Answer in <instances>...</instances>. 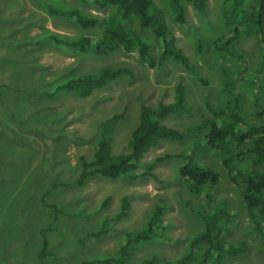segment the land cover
I'll return each instance as SVG.
<instances>
[{
  "label": "rangeland",
  "instance_id": "374dc122",
  "mask_svg": "<svg viewBox=\"0 0 264 264\" xmlns=\"http://www.w3.org/2000/svg\"><path fill=\"white\" fill-rule=\"evenodd\" d=\"M152 2L161 10L167 29L176 37L177 47L194 72L172 60L149 69L139 62L136 51L117 50L100 56L72 55L60 50L45 38L47 33L94 39L99 29L82 30L73 20L52 18L48 5L77 9L101 19L108 14L93 11L80 0H0V163L17 166L0 165V172L11 183L21 181L22 192L35 194H26L21 200L15 196L14 202L4 204L5 189L0 187V264H86L109 259L116 255L117 244L125 233L141 231L145 233L139 234L137 244H130L126 262L144 264L153 258L160 262L167 254L171 256L169 260H175L204 231L202 215H213L219 209L239 213L227 225L226 242L233 246L244 243L243 251L226 257L221 264H264L263 237L254 231L240 192L221 168L220 154L205 148V140L192 149L193 136L189 135L181 142L162 140L149 149L142 160L144 164L160 156H171L156 163L155 179L144 176L132 182L128 178L111 181L90 177L83 186L75 187L82 172L79 157L87 161L92 158L100 123L123 113L114 126L111 143L112 155L123 154L131 142V132L139 125L141 105L157 108L171 103L178 85L185 90L190 112L170 115L161 121L176 131L203 125L207 133L213 121L207 105L219 112L226 104L233 108L237 102L244 115H251L264 105L263 52L256 36L239 29L241 33L228 54L229 59L233 58L230 64H225L227 55L218 58L214 47L221 37L235 36L236 23L226 25L223 16L228 2L209 0L205 15L184 2L183 24L175 21L169 0ZM130 28L151 46L152 56L159 55L161 42L149 28H142L137 21ZM242 55L249 69L239 76L243 70ZM215 66L223 69L226 76H220ZM117 67L130 69L133 76H122L86 99L71 93L52 99L44 97V92H52L71 76ZM198 79H204L206 85ZM11 113L13 119L9 118ZM224 121L226 125L231 123L229 117L216 119L220 128ZM10 133L14 135L9 136ZM58 140L64 149L60 154L56 153ZM189 155L200 167L219 175V183L209 189L208 198L205 191L199 195L191 193L178 177V169ZM252 162L249 155L233 164L240 170H264V165L254 166ZM24 167H28L27 172ZM124 196L129 205L128 217L119 223L111 221L112 232L99 238L87 236L103 220L115 217ZM43 197L49 205L64 208L57 220L44 214L39 202ZM107 197L110 201L101 210ZM154 217L162 220L166 231L161 232L156 224L151 226ZM217 224L226 222L219 218ZM172 227L173 236L167 232ZM149 231L158 234L150 242ZM164 244L172 245L173 250L163 249ZM177 246H182L180 253ZM43 248L45 256L39 257Z\"/></svg>",
  "mask_w": 264,
  "mask_h": 264
},
{
  "label": "trees",
  "instance_id": "16d2710c",
  "mask_svg": "<svg viewBox=\"0 0 264 264\" xmlns=\"http://www.w3.org/2000/svg\"><path fill=\"white\" fill-rule=\"evenodd\" d=\"M169 1L175 10V21L180 24L186 21L184 2L191 4L199 14H206L207 12L208 0ZM80 2L88 5L93 11L98 13L108 11V14L101 19L97 15L84 13L77 9H62L48 5L47 12L52 18H68L73 20L72 23L82 30L99 29V35H95L94 39L82 35L71 37L57 35L53 32L47 33L45 38L60 50L67 51L72 55L92 53L100 56L114 53L117 50L126 53L136 51L139 62L149 69L160 67L167 61L172 60L180 63L186 70L194 72L182 50L177 47L176 37L167 29L161 10L152 0H80ZM223 2L229 3V6L223 10V16L226 25L234 26L233 24L236 23L234 26L235 36L221 37V39L215 41L214 47L218 52V58H223L225 55H227L226 58L230 56L228 54L232 53V47L236 44L241 33L239 29L243 28L256 36L259 50L263 52L261 54L263 61L261 66L264 67V0H223ZM135 21L142 28H149L155 37L160 40L159 55L156 57L151 55V46L131 30L130 26ZM232 59L228 58L225 64H230ZM242 62L243 70L237 74L239 76H242L244 71L249 69L243 55ZM215 67L220 76L222 74L226 76L223 69L220 70L218 66ZM229 68L231 67L229 66ZM122 76L131 77L133 72L125 67H117L102 68L94 73H82L71 76L62 83L57 84L52 92H44V97L52 99L51 97L57 93L66 92L72 93L77 98L85 99L90 97L96 90L106 88ZM198 80L202 85L207 83L204 79ZM250 85L254 86V83L251 82ZM229 105L226 104L219 112L214 107L207 105L213 118L211 128L207 133L203 129V125L190 127L184 131L168 128L161 124L163 119L170 115L190 112L186 104L185 90L178 85L174 89V97L171 103L162 104L157 108L141 105L139 125L131 132V142H129L125 153L120 155H112L111 140L115 124L124 115L119 113L112 116L99 125L92 158L87 161L84 157H79L82 172L75 183V187L83 186L90 177H94L93 179L103 177L111 181L126 180L128 178L132 182L144 176L155 179L153 170L156 163L163 162L171 156H160L150 163L144 164L142 160L149 149L157 147L162 140L181 142L186 136L192 135V149L200 146L198 142L205 140V148L220 154L221 168L231 176L232 185L241 194L245 213L251 219L254 231L261 234L264 240V170H256L253 167V169L240 170L233 164L235 160L241 161L251 155L254 166L264 165V105L258 107L251 115L242 114L237 102L233 108ZM218 116L221 119L229 117L231 123L226 125L224 121L223 124L221 123L222 127L220 128V124L216 122ZM9 118L13 119V113L10 114ZM12 135L14 133H10L9 136ZM57 146L56 153L60 154L64 150L60 146V140H58ZM184 160L186 164L184 163L178 169V177L188 185L193 194L199 195L205 191V198H208L209 189L219 183L218 173L200 167L193 160L192 155L186 156ZM0 165L17 168L15 163L6 164L1 162ZM19 167H22V165ZM26 168L28 167H24V171L27 172ZM139 170H142V172L139 173ZM21 180L24 182V179ZM20 182L11 183L0 172V187L5 189L3 194L4 204L14 202L15 196H19L21 200L26 194L35 195L30 191L22 192L21 189L19 190L23 184ZM17 183H19V186H16ZM11 186H14L13 190H11ZM108 201H110L109 197L101 204V208H104ZM121 201L122 209L120 212L115 217L104 221L98 231L90 232L89 235L100 237L112 229L110 226L111 221L118 222L127 217L129 205L126 196L122 197ZM39 202L44 214L49 215L52 219L57 220L64 213V208L49 205L44 197L39 198ZM238 214V212L231 211L229 213L226 209H219L213 215H202L204 231L188 243L187 251L182 258L174 263L166 264H221L226 257L243 251L244 243L233 246L228 244L224 237L228 233L227 225L233 223V219ZM219 218H223V223L225 221L226 224H217ZM160 221V219L154 217L151 226L156 224L157 228L161 229ZM140 233L145 232L141 231ZM140 233L134 235H126L125 233L124 239L119 243L116 255L110 259L98 260V262L101 264H126L130 244L138 243ZM149 234L152 238H150V242L156 236V233L149 231ZM43 242L45 243V240ZM42 256H45L44 248L39 254V257ZM161 262H159V258H153L144 264H161Z\"/></svg>",
  "mask_w": 264,
  "mask_h": 264
},
{
  "label": "clouds",
  "instance_id": "9594fccd",
  "mask_svg": "<svg viewBox=\"0 0 264 264\" xmlns=\"http://www.w3.org/2000/svg\"><path fill=\"white\" fill-rule=\"evenodd\" d=\"M188 4H189V3H188ZM208 7H209V0H208ZM208 7H207V10H208ZM206 13H207V12H206ZM203 15H205V14H203ZM61 83H62V82H61ZM59 84H60V83H59ZM62 93H66V92H59V93H57L56 95H54V96H52V97H55V96H57V95H59V94H62ZM71 94H72V93H71ZM52 97H51V98H52ZM85 99H86V98H85ZM113 116H114V115H113ZM108 119H109V118H108ZM106 120H107V119H106ZM106 120H105V121H106ZM103 122H104V121H103ZM103 122H102V123H103ZM102 123H100V124H102ZM113 131H114V130H113ZM111 143H112V140H111ZM108 203H109V201H108ZM108 203H107V205H108ZM107 205H106V206H107ZM106 206H105V207H106ZM105 207H104V208H105ZM104 208H101V210H103ZM128 213H129V210H128ZM127 217H128V215H127ZM127 217H126V218H127ZM126 218H125V219H126ZM123 220H124V219H123ZM123 220H121V221H123ZM104 221H105V220H103V221L101 222V225H100V227H99L97 230H95V231H90V232H96V231H98V230L101 228V226H102V224H103ZM121 221H118V222L116 221V222L119 223V222H121ZM161 223H162V220L160 221L159 225H162ZM110 226H111V225H110ZM111 228H112V226H111ZM112 229H113V228H112ZM112 229H111L110 231H108L107 233L112 232ZM174 230H175L174 227H172V228H171L169 231H167V232H169V234H170L171 236H173V234L175 233ZM160 231H161V232L166 231V227H165V226H162V228L160 229ZM107 233H105V234H107ZM129 234L134 235V234H136V233H129ZM88 235H89V234H88ZM88 235H87V236H88ZM103 235H104V234H103ZM157 235H158V234H157ZM157 235H156V236H157ZM156 236H155V237H156ZM89 237L99 238V237H96V236H94V235H89ZM155 237H154V238H155ZM154 238H153V239H154ZM178 239H179V237H178ZM119 243H120V242H119ZM119 243L117 244V250H118V247H119ZM171 246H172V245H170V244H164V245H163V249L167 250V249H169V248H172V250H173L174 247H171ZM187 246H188V245H187ZM177 248H178V252L180 253V252H181V248H182V246H181V247H178V246H177ZM170 252H172V251H170ZM184 255H185V254H183L182 256H180L178 259H175V260H169V259H168L169 257H171L170 254L163 255L162 258H160L161 261H162L161 264L174 263L175 261H177V260H179L180 258H182ZM109 259H110V258H109ZM129 263H130V261H127V262H126V264H129ZM86 264H101V263H99L98 260H94V261H92L91 263H86Z\"/></svg>",
  "mask_w": 264,
  "mask_h": 264
},
{
  "label": "crops",
  "instance_id": "0c3cea01",
  "mask_svg": "<svg viewBox=\"0 0 264 264\" xmlns=\"http://www.w3.org/2000/svg\"><path fill=\"white\" fill-rule=\"evenodd\" d=\"M259 81H260V84H263L262 83V80H260L259 79ZM264 85V84H263ZM261 87V86H260ZM171 102V101H170ZM113 140H114V136H113V138H112ZM182 180V179H181ZM184 184L188 187V185L184 182ZM188 189H189V187H188ZM190 190V189H189ZM192 193V192H191ZM122 199V198H121ZM120 202H122L121 200H120ZM122 208L119 206V212H120V210H121ZM119 212H117L114 216H116ZM162 224V223H161Z\"/></svg>",
  "mask_w": 264,
  "mask_h": 264
}]
</instances>
